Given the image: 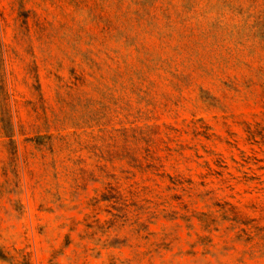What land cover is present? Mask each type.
I'll use <instances>...</instances> for the list:
<instances>
[{"label": "rangeland", "instance_id": "rangeland-1", "mask_svg": "<svg viewBox=\"0 0 264 264\" xmlns=\"http://www.w3.org/2000/svg\"><path fill=\"white\" fill-rule=\"evenodd\" d=\"M0 264H264V0H0Z\"/></svg>", "mask_w": 264, "mask_h": 264}]
</instances>
